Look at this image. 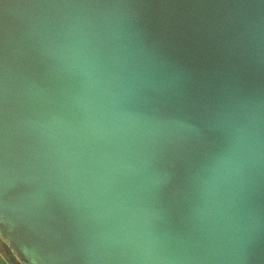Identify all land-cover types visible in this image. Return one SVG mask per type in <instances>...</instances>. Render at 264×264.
Returning <instances> with one entry per match:
<instances>
[{"label":"water","instance_id":"obj_1","mask_svg":"<svg viewBox=\"0 0 264 264\" xmlns=\"http://www.w3.org/2000/svg\"><path fill=\"white\" fill-rule=\"evenodd\" d=\"M0 239L264 264V0H0Z\"/></svg>","mask_w":264,"mask_h":264},{"label":"rangeland","instance_id":"obj_2","mask_svg":"<svg viewBox=\"0 0 264 264\" xmlns=\"http://www.w3.org/2000/svg\"><path fill=\"white\" fill-rule=\"evenodd\" d=\"M0 254L4 255L10 264H20L11 249L0 239Z\"/></svg>","mask_w":264,"mask_h":264},{"label":"crops","instance_id":"obj_3","mask_svg":"<svg viewBox=\"0 0 264 264\" xmlns=\"http://www.w3.org/2000/svg\"><path fill=\"white\" fill-rule=\"evenodd\" d=\"M10 262L4 255L0 254V264H10Z\"/></svg>","mask_w":264,"mask_h":264}]
</instances>
